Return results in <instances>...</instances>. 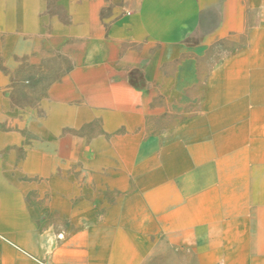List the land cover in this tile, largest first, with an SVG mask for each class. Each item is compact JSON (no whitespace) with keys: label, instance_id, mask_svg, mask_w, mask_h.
<instances>
[{"label":"crops","instance_id":"obj_1","mask_svg":"<svg viewBox=\"0 0 264 264\" xmlns=\"http://www.w3.org/2000/svg\"><path fill=\"white\" fill-rule=\"evenodd\" d=\"M0 264H264V0H0Z\"/></svg>","mask_w":264,"mask_h":264}]
</instances>
